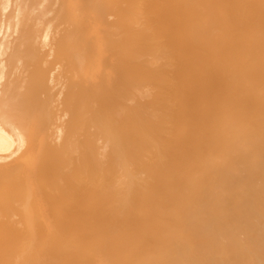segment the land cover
Listing matches in <instances>:
<instances>
[{"label":"bare ground","instance_id":"1","mask_svg":"<svg viewBox=\"0 0 264 264\" xmlns=\"http://www.w3.org/2000/svg\"><path fill=\"white\" fill-rule=\"evenodd\" d=\"M0 264H264V0H0Z\"/></svg>","mask_w":264,"mask_h":264}]
</instances>
